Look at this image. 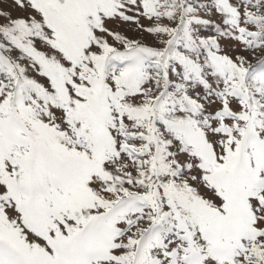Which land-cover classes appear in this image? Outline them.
<instances>
[{
  "label": "snow or ice",
  "instance_id": "obj_1",
  "mask_svg": "<svg viewBox=\"0 0 264 264\" xmlns=\"http://www.w3.org/2000/svg\"><path fill=\"white\" fill-rule=\"evenodd\" d=\"M0 264H264V0H0Z\"/></svg>",
  "mask_w": 264,
  "mask_h": 264
}]
</instances>
